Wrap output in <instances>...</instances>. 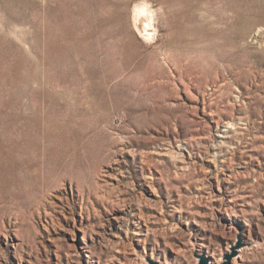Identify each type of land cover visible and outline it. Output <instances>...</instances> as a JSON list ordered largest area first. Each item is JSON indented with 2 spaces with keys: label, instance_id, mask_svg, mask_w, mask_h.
<instances>
[{
  "label": "rangeland",
  "instance_id": "obj_1",
  "mask_svg": "<svg viewBox=\"0 0 264 264\" xmlns=\"http://www.w3.org/2000/svg\"><path fill=\"white\" fill-rule=\"evenodd\" d=\"M260 28L264 0H0V264H264Z\"/></svg>",
  "mask_w": 264,
  "mask_h": 264
},
{
  "label": "bare ground",
  "instance_id": "obj_2",
  "mask_svg": "<svg viewBox=\"0 0 264 264\" xmlns=\"http://www.w3.org/2000/svg\"><path fill=\"white\" fill-rule=\"evenodd\" d=\"M145 5H150L149 3H141L138 4L134 11V19L136 27L138 28L140 34L146 41H153L157 37V28H156V17L154 15H139L138 10L144 8ZM149 12L153 13L152 7L148 9ZM255 38L259 40L261 38V42L264 40V29L260 28L258 33L255 35ZM247 249V247H246ZM246 249H238V254L235 255L232 260L233 262L239 261L242 259V254L246 251ZM226 260V259H225ZM219 263L223 262L222 254L218 259Z\"/></svg>",
  "mask_w": 264,
  "mask_h": 264
},
{
  "label": "clouds",
  "instance_id": "obj_3",
  "mask_svg": "<svg viewBox=\"0 0 264 264\" xmlns=\"http://www.w3.org/2000/svg\"><path fill=\"white\" fill-rule=\"evenodd\" d=\"M150 8V5H145L144 8L138 10L139 15H154V13H151L148 11Z\"/></svg>",
  "mask_w": 264,
  "mask_h": 264
},
{
  "label": "water",
  "instance_id": "obj_4",
  "mask_svg": "<svg viewBox=\"0 0 264 264\" xmlns=\"http://www.w3.org/2000/svg\"><path fill=\"white\" fill-rule=\"evenodd\" d=\"M229 260H231V257H229ZM202 264H208L207 260H204ZM225 264H230V262H227Z\"/></svg>",
  "mask_w": 264,
  "mask_h": 264
}]
</instances>
